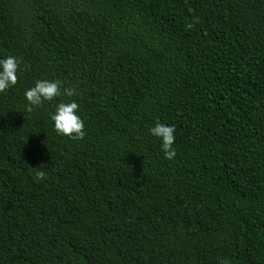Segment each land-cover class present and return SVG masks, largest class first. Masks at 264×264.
I'll use <instances>...</instances> for the list:
<instances>
[{
  "label": "trees",
  "instance_id": "obj_1",
  "mask_svg": "<svg viewBox=\"0 0 264 264\" xmlns=\"http://www.w3.org/2000/svg\"><path fill=\"white\" fill-rule=\"evenodd\" d=\"M8 56L0 264H264V0H0ZM37 80L61 95L28 112Z\"/></svg>",
  "mask_w": 264,
  "mask_h": 264
},
{
  "label": "clouds",
  "instance_id": "obj_2",
  "mask_svg": "<svg viewBox=\"0 0 264 264\" xmlns=\"http://www.w3.org/2000/svg\"><path fill=\"white\" fill-rule=\"evenodd\" d=\"M19 61L12 56L5 59H0V92H4L18 82L17 71L19 69ZM75 89L68 87L64 89V95H75ZM25 99L28 102L26 111L31 112L33 106H39L44 101H52L61 95V82L59 80H37L35 85L24 93ZM79 105L75 101L60 102L56 105L54 114L51 115V120L54 122V130L61 135L68 136L73 139H83L84 123L76 114ZM151 135L161 139V148L166 159L175 158V150L172 145L175 141V127L157 122L154 127L149 129ZM37 180H44L46 177L45 171L38 170L35 173Z\"/></svg>",
  "mask_w": 264,
  "mask_h": 264
}]
</instances>
